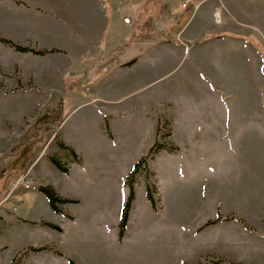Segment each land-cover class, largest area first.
<instances>
[{
  "label": "rangeland",
  "instance_id": "obj_1",
  "mask_svg": "<svg viewBox=\"0 0 264 264\" xmlns=\"http://www.w3.org/2000/svg\"><path fill=\"white\" fill-rule=\"evenodd\" d=\"M19 1L21 4L16 0H0V37L23 45L21 42L24 40L19 31L5 29V26H8L6 24H11L12 21L26 20V17L21 19L17 7L27 4L23 0ZM204 1L113 0L116 4L114 7L118 5L121 14L115 16L113 21L110 20V28L114 24L119 32L111 28L109 37L118 34L124 41L135 40L139 41L140 45L158 40L203 43L212 39L228 41L230 46L235 47L220 49L223 51L217 64L215 63L218 65V77H214V80L220 88V93L224 94L227 101L247 106V110H236V116L247 119L264 118V0H225L228 6L222 5L224 8H221V11L213 12V9L208 14L205 9H200L197 14ZM201 13H203L201 24L196 25L197 18L202 16ZM43 16L39 13L28 18L42 22ZM195 16L196 20L192 22ZM233 39L236 41L234 44ZM242 42H245V47L239 46ZM36 49L57 50L49 53L62 51L59 48L36 47ZM26 53L30 56L27 61L35 64V60L31 58L34 53L20 52L0 42V264L24 263L26 253L28 256L26 262L29 264H50L36 260L40 252L50 249L47 241L57 239L59 233L57 230L38 233L32 229L31 223H25L23 220L24 201H35L42 197L49 200L40 190V185H51L59 193L68 195L67 198L76 200L60 203L61 208L65 206L67 211L74 213L78 218H75L73 226L78 225L77 228L83 237L80 239L82 243L79 240L77 242L85 248L98 249V253H95L97 252L95 250L88 257L77 255L69 258V262L73 260L76 264H243L218 254L199 255L209 250L208 248L217 247L221 252L245 260V264H264V223L256 224L259 231L252 236H247V231L240 228L235 231L228 228L216 234L198 233L197 226L200 222L206 217H212L213 214L207 206L197 203L199 201L197 199L194 200L198 205L190 202L179 206L173 200L167 206V215H170L172 220L170 230L164 231L160 224L152 223L150 206L154 207L156 202L154 201L153 205L148 196V189L146 197L144 183L147 188L149 185L152 189L154 197L156 182L148 166L150 167L151 159L159 151L153 158L148 159L147 167L139 170L134 177L135 197L129 210L123 238L122 216L131 191L128 178L136 164L148 153L143 155L125 176L122 166L132 157L124 159L123 155L119 163L114 162L113 167L104 164L103 169L107 171L101 173L99 151L101 147L107 151L110 146L116 150L117 145L110 135L116 136L120 133L117 134L115 121L112 123L109 118L101 117L99 107H92L95 106L92 103L86 104L91 100L89 94L93 80L81 78L76 84V91L67 95L47 90L27 94L21 91V88L42 89L35 84L34 78L30 80L28 74L21 70ZM49 53L34 55L45 56ZM39 60L41 65L51 63L50 57ZM188 64L189 62H182L177 70L171 72L169 78H176ZM88 87L90 91L87 90ZM78 123L80 126H77ZM171 135L169 120L164 119L157 128L155 142L158 140L167 146H174L176 151L178 147L171 141ZM64 140L71 143L84 160L93 164V168L88 167L85 161L81 164L82 159L77 161V157L63 149L60 142ZM54 156L66 163L68 172L53 163ZM32 163L33 171L27 172L31 188L13 189L15 179ZM116 164L118 169L114 168ZM80 172L82 176L90 179L91 185L84 186L76 182V175L77 173L80 175ZM123 176L124 181H121ZM244 199L247 202V195ZM232 208L237 211L241 207L234 203ZM42 211L39 209L41 215ZM260 211L264 213V208ZM234 214L230 213L229 216L232 219L235 217L242 219L241 216ZM64 216L69 215L61 217ZM87 216H91L92 220L95 218L101 221L95 220L97 223H93L91 220L92 224H85L83 218L86 219ZM44 219L53 218L45 215ZM105 245L106 257L99 253V249ZM40 247L46 249L41 251L32 249Z\"/></svg>",
  "mask_w": 264,
  "mask_h": 264
},
{
  "label": "crops",
  "instance_id": "obj_2",
  "mask_svg": "<svg viewBox=\"0 0 264 264\" xmlns=\"http://www.w3.org/2000/svg\"><path fill=\"white\" fill-rule=\"evenodd\" d=\"M23 2L27 6L17 8L21 19L26 17V20H10L12 23L6 24L5 29L19 31L24 40L19 42L25 46L59 48L62 51L45 56L33 54L31 58L35 64L27 61L30 56L26 53L21 70L28 74L30 80L34 78L42 90L32 87L30 90L21 88V91L36 94L47 90L67 95L76 91L81 78L93 80L89 94L91 100L86 104L99 107L101 117L109 118L112 123L115 121L117 134L120 133L110 135L117 145L116 150L110 146L107 151L104 147L99 151L101 173L107 171L103 169L104 164L113 167L123 155L124 159L132 157L122 166L125 176L143 155L149 153L157 139L158 126L168 119L172 128L170 138L178 149H162L148 166L156 182V204L150 206L152 223L160 224L164 231L170 230L172 220L167 215V206L174 200L179 206L191 202L211 209L213 216L200 222L198 233L216 234L228 228L234 231L243 229L247 236L258 233L256 224L264 223V213L260 211L264 208V118L236 116V110H247V106L227 101L214 80L218 77L216 64L223 51L220 49L234 45L217 39L204 43L158 40L140 45L139 41H124L118 34L109 37L111 28L119 32L114 24L110 28V20L121 14L118 5L114 7L113 0ZM222 5H227L225 0H205L197 14L200 9H205L208 14L213 9V12L221 11ZM39 13L44 15L42 22L28 18ZM200 15L197 20V16L192 20H196V25L201 24L203 13ZM232 42L236 41L233 39ZM239 46L245 47V42ZM44 57H50L51 63L41 65L39 59ZM182 62H189L186 69L170 79L171 72L177 70ZM87 90L90 91L89 87ZM63 142L76 150L77 161L82 159L81 164L85 161L88 167H92L93 164L84 160L71 143ZM33 164L24 173H31ZM114 168L118 169L117 164ZM81 173L75 174L76 182L91 185L90 179ZM124 176L121 181H124ZM144 187L147 197L146 183ZM194 199L199 201L196 203ZM234 203L241 208L236 211L232 208ZM22 207L23 220L31 223L36 232L57 230L59 233L57 239L47 241L50 249L40 252L36 261L70 264L69 258L77 255L88 257L95 250L98 253V249L85 248L77 242L83 237L78 225L73 226L78 218L65 206V213L59 214L53 210L49 200L42 197L35 201L26 200ZM39 209L43 210V215ZM233 212L244 220L232 219L229 215ZM61 214L70 217H61ZM45 215L53 219L46 220ZM91 220V216L83 218L88 225ZM95 220L92 222L101 221ZM44 221L55 225L59 222L60 229L51 228L46 222L43 224ZM209 221L214 223L207 225ZM56 246L58 248H54ZM208 249L199 255L218 254L245 264V260L221 252L217 247ZM99 253L106 257V245L99 249ZM25 257L27 260V253ZM26 260L21 264H29Z\"/></svg>",
  "mask_w": 264,
  "mask_h": 264
},
{
  "label": "trees",
  "instance_id": "obj_3",
  "mask_svg": "<svg viewBox=\"0 0 264 264\" xmlns=\"http://www.w3.org/2000/svg\"><path fill=\"white\" fill-rule=\"evenodd\" d=\"M17 3L21 4L19 0H16ZM0 42L6 45H9L11 47H13L14 49H16L17 51L20 52H32L34 54H46L49 52H53V51H57L56 49L53 50H47V49H41V50H37L36 48H32L29 46H23L21 44L15 43L14 41L5 38V37H0ZM60 146L65 149L70 151V153L73 155V157H77V153L75 152V150L68 146L67 144H65L64 142H60ZM161 149H168L170 151H174V146H167L164 143H161L157 140V142H155V144L152 146V148L150 149L149 153L147 156L143 157L135 166L134 171L131 173V175L129 176L128 180L130 183V187H131V191H130V196L128 198V201L125 205L124 211H123V216H122V222H121V236L123 237L126 226H127V222H128V217H129V210L131 208V204L132 201L134 200L135 197V191H134V177L135 175L138 173L139 170H141L142 168H146L147 167V161L148 159L153 158V156L155 155V153H157L158 151H160ZM52 161L54 164H56L61 170L68 172V167L66 166V163H64L63 161H61L60 159H58L57 157H52ZM143 166V167H142ZM148 196L149 198H151L152 203L154 204V197H153V192L152 189L149 187L148 185ZM40 190L43 191L49 198L50 200V204L51 207L53 208L54 211L56 212H62L63 209L61 208L60 203H68V202H76V200H72L69 199L67 197H63L53 186L51 185H40ZM214 221H209L207 223V225L213 224ZM48 225H50L53 228H57L60 229L57 225L52 224V223H46ZM34 251H41L43 249H46V247H40V248H32ZM70 264H76L73 260H70Z\"/></svg>",
  "mask_w": 264,
  "mask_h": 264
},
{
  "label": "built area",
  "instance_id": "obj_4",
  "mask_svg": "<svg viewBox=\"0 0 264 264\" xmlns=\"http://www.w3.org/2000/svg\"><path fill=\"white\" fill-rule=\"evenodd\" d=\"M27 174L28 173H21L17 179H15V181L13 182V189H17L20 187H23L25 189H30L31 188V182L29 181V179L27 178ZM16 210V208H15Z\"/></svg>",
  "mask_w": 264,
  "mask_h": 264
}]
</instances>
